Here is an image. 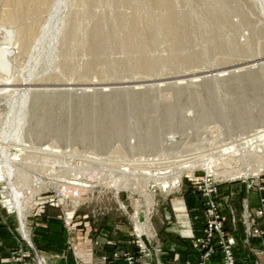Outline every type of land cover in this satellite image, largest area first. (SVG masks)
Wrapping results in <instances>:
<instances>
[{"label":"rangeland","instance_id":"1","mask_svg":"<svg viewBox=\"0 0 264 264\" xmlns=\"http://www.w3.org/2000/svg\"><path fill=\"white\" fill-rule=\"evenodd\" d=\"M7 6L21 10L10 26ZM2 166L0 209L23 242L15 261L50 264L41 251L58 234L69 264H94L75 237L98 246L122 232L135 252L101 251L95 264H156L186 197L201 201L205 227L207 175L236 263L254 264L249 242L262 237L244 213L264 197V0H0ZM75 174L87 181L70 189ZM17 192L25 211L7 206ZM221 257L216 247L211 264Z\"/></svg>","mask_w":264,"mask_h":264},{"label":"crops","instance_id":"2","mask_svg":"<svg viewBox=\"0 0 264 264\" xmlns=\"http://www.w3.org/2000/svg\"><path fill=\"white\" fill-rule=\"evenodd\" d=\"M254 198L255 196H252L250 199L253 201L252 203H255ZM183 201H184L183 204H184L185 212L183 213L179 212L183 225L178 229V231L173 227H169L166 230L164 229L165 230L163 233L164 235L162 237H159L160 241L158 242L159 247L163 246V251L160 254H158V256H156L155 258H152V260L159 262L161 261V263L163 264H183L186 259L195 258L196 254L190 248H187L186 246L179 249L180 246L176 247V244L178 243L177 241L179 240L180 236H188L191 234H198L201 232V229L203 227V216L201 212V210L203 209V205L199 200L194 201L192 199V196L186 197L185 200ZM167 219H170V217H168ZM20 220H21L20 226L21 229L23 230L25 228V223L24 220L22 219ZM260 222L261 221H259V223ZM57 230L59 231V229ZM114 234L116 235H109L108 239H100L101 243H98V246L93 245L90 239L86 240L85 238L83 239L80 236L75 237V242L77 243L79 252L81 250V252L84 253L82 257L89 262H93L94 264L98 258L99 252L101 251H106L108 253H111L115 250L119 252L130 250L131 253L135 252L136 248L134 245L130 243V237H128L127 234L122 232H116ZM55 235L56 236L52 238L50 235H46L45 236L47 237L46 241L44 237V241L47 242L48 244H51L52 247L54 248L50 250L45 249L44 251L41 252L43 253V256H49V259L51 257L50 264H69V262L72 261L71 256L66 255V257L64 256L65 258L61 257L64 254L62 252L63 238H61L60 235L58 234ZM258 242H260L258 238H252L249 243L251 246L257 247L260 246L259 245L260 243L258 244ZM22 244L23 242H21L20 240V236L17 232L16 223L14 219H11V216L8 213L0 209V264H33L32 261H30V259L26 257H24V259L21 262L12 259V255L17 253L18 248L21 247L23 248ZM175 248H178V250H176V252H173L172 249L174 250ZM246 248H249V245H247ZM234 250L238 260H240L241 258L240 247L237 246L235 247ZM248 255L250 256V254ZM251 258H254V256L251 255ZM259 259L261 262H264L263 256H260ZM41 263L43 264L42 260ZM109 264H127V263L124 261L123 258H119V259L111 260Z\"/></svg>","mask_w":264,"mask_h":264},{"label":"built area","instance_id":"3","mask_svg":"<svg viewBox=\"0 0 264 264\" xmlns=\"http://www.w3.org/2000/svg\"><path fill=\"white\" fill-rule=\"evenodd\" d=\"M189 178L191 177L189 176ZM195 182H197V180H195ZM203 182V190L206 192V225L200 234H191L186 236V238L190 239V249L196 254L194 258L196 259V262L193 263L191 262V259H186L184 264H211L210 259L213 257L216 247H219L222 251L220 264H237L233 254V248L237 243V238L232 234H227L223 231L225 218L219 212V203L214 201L213 198V194L216 192L213 178L206 175ZM259 204L260 206L253 211L249 208V206L247 207L246 204V211L244 213L247 234L262 237L260 247H253L251 250V255L254 256V264L261 262L258 260L260 256L264 257V225L259 226L256 223L257 219L264 218V197L259 199ZM216 235H218V237L217 239H214ZM125 258L129 263H133L132 255L127 254L125 255ZM105 262L106 258L104 257L103 263L105 264ZM142 264L147 263L144 262ZM156 264L163 263L158 261ZM261 264H264V262Z\"/></svg>","mask_w":264,"mask_h":264},{"label":"bare ground","instance_id":"4","mask_svg":"<svg viewBox=\"0 0 264 264\" xmlns=\"http://www.w3.org/2000/svg\"><path fill=\"white\" fill-rule=\"evenodd\" d=\"M13 9V7H11L10 8V6L8 7H6L5 8V13H6V15L8 14V15H10L9 16V19H7V22H8V24H9V26L10 25H12L13 23H16L19 19H20V16H21V10H20V7L18 6V8L16 9V10H14ZM254 65V64H253ZM237 73V72H236ZM240 73V72H239ZM211 75V74H210ZM212 77V79H214L215 78V76H214V74H213V76H211ZM214 77V78H213ZM208 79L210 78V77H207ZM215 79H217V78H215ZM210 80V79H209ZM29 90V89H28ZM28 90L26 91V92H28ZM30 91V90H29ZM25 92V93H26ZM22 93H23V91H22ZM29 93V92H28ZM20 94H21V92H20ZM25 95V94H24ZM2 142V141H1ZM172 143V142H171ZM174 143V142H173ZM7 149V148H6ZM224 155V154H223ZM182 163V162H181ZM176 164H178V163H176ZM205 166H207V169L209 170V172L211 173V165H210V163L208 162ZM207 170V171H208ZM6 175H7V173H6V170H5V168L2 166V167H0V182L1 183H3L4 185H5V183L7 182L6 181ZM10 175V174H9ZM76 175V174H75ZM76 176H78V177H80V178H74L73 179V182L71 183V184H69V187H70V189H72V188H74L75 186V184H81V182H83V181H87V179L85 178V179H82V177H84V176H82V175H80L79 176V174H77ZM85 176H87V175H85ZM10 177V176H9ZM89 179V178H88ZM11 180V179H10ZM89 182V181H88ZM180 182H181V175H180V173L176 176V177H174V179H173V181L172 182H166V181H164V182H162V189L164 190V191H169L170 192V190H172L173 188H175V187H177L178 186V184H180ZM11 182H9V184H10ZM91 183V182H90ZM8 184V185H9ZM178 188V187H177ZM26 188H24L23 187V189H21L20 190V192H26ZM38 193V191H36V190H34V189H32L31 188V192H30V194L28 195V198H29V203H31V206L33 207V205H34V196L36 195ZM21 196H23V194H21V193H18L17 192V194H16V199H17V201L16 202H11V201H8L7 202V206L10 208V209H15V210H17V211H19V212H21L22 210L23 211H25L24 209H26V205H22V197ZM24 206V207H23ZM21 207H23L24 209H21ZM29 208V207H28ZM23 213V212H22ZM24 214L25 213H23V215L22 214H20V215H22L21 217L23 218V216H24Z\"/></svg>","mask_w":264,"mask_h":264}]
</instances>
